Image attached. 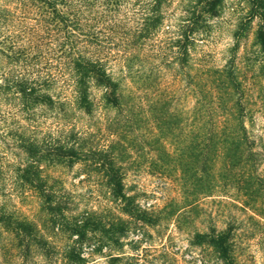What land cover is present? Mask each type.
<instances>
[{
	"label": "rangeland",
	"instance_id": "obj_1",
	"mask_svg": "<svg viewBox=\"0 0 264 264\" xmlns=\"http://www.w3.org/2000/svg\"><path fill=\"white\" fill-rule=\"evenodd\" d=\"M196 1L161 0L159 23L147 32L151 0L58 2L56 10L82 33L100 32L93 42L70 22L54 23L42 0H0V51L25 56L0 54V68L49 74V93L65 103L61 113L38 106L26 119L14 95L0 94V203L20 217L44 219L37 192L20 187L13 171L25 161L19 133L85 137L83 147L96 156L71 167L40 164L65 219L51 239L58 248L77 238L70 240L65 227L86 218L84 237L74 244L83 264H264V53L254 39L257 19L235 37L249 2L220 0L206 27L191 35L182 64L176 41ZM68 44L103 61L129 111L103 108L95 88L92 113L75 109ZM163 102L173 115L170 133L159 128L168 116ZM109 167L119 169V196L107 183ZM219 234L226 257L212 242ZM5 255L0 264H69L59 255L24 261Z\"/></svg>",
	"mask_w": 264,
	"mask_h": 264
},
{
	"label": "trees",
	"instance_id": "obj_2",
	"mask_svg": "<svg viewBox=\"0 0 264 264\" xmlns=\"http://www.w3.org/2000/svg\"><path fill=\"white\" fill-rule=\"evenodd\" d=\"M63 0H42L46 4L49 12L52 14V21L61 25H66L70 22L74 26V31H79L78 35L88 38L89 41H98L99 31L88 30L82 33V29L78 23L69 21L58 10L57 3L62 4ZM117 2L119 0H109ZM152 5L148 10L149 15L145 18L143 24V32L153 29L159 23V7L161 0H151ZM249 11L243 21H239L234 36L237 37L246 28L247 22L251 23L257 19L254 39L264 53V0H248ZM220 0H197L188 10L189 17L186 23L182 25L180 40L176 41L181 51V62L185 61L187 47L191 43V35L196 30L206 27L205 16L216 13L219 8ZM71 25V26H72ZM65 28V26H64ZM67 33V32H66ZM67 37H73L71 33H67ZM74 42V41H73ZM71 44V43H70ZM69 45V44H68ZM69 53L71 56V72L70 86L71 97L75 109L89 115L94 110V105L91 100V88L100 91V99L102 107L113 109L118 114L123 111H129L132 107L128 100H124L120 82L112 77V74L105 67L101 59H92L76 50L75 45H69ZM11 53V55H10ZM4 55L6 58H25L21 51L12 55ZM130 71V69H128ZM127 71V72H128ZM12 73L0 68V94H12L19 100L20 111L25 114L26 119H29L32 111L38 106H44L48 109L58 108L61 113L65 103L57 100L49 93L53 85V77L49 74L40 75L36 73ZM168 103L161 105V111L164 115L168 114ZM131 107V108H130ZM172 114L164 117V121L160 122V132L168 130L172 131L174 122L169 119ZM176 123V122H175ZM176 128V127H175ZM163 130V131H162ZM19 147L25 154V161L22 164L16 165L14 173L20 187L27 186L33 189L39 196L38 207L44 213L42 222L37 223L25 217H20L14 212H11L4 204L0 203V252L8 255V251L14 252V257L17 256L24 261L27 257L40 255L45 259H52L56 255L63 257L69 264H83V258L80 256V251L74 247L75 243H79L84 237L86 229V218L73 220L70 225L65 228L68 233V238L71 240L75 234L76 239L71 240L73 245H65L58 248L55 240L52 237L60 232V228L64 225V217L59 213V204L52 191L51 186H46L41 180V163L48 162L52 165L71 167L77 160H84L88 157L96 156L97 151L85 149L82 143H87L85 137H80L73 131H67L66 134L56 136L47 140H37L34 137L26 136L19 133L16 137ZM44 143V144H39ZM119 169L109 167L107 172L109 177L107 183L110 185V190L116 196L121 194L122 184L121 177L118 174ZM107 176V175H106ZM4 235H8L10 239L5 244L1 243ZM54 238V237H53ZM223 234L212 237V242L217 246L223 257H226V248L223 245Z\"/></svg>",
	"mask_w": 264,
	"mask_h": 264
}]
</instances>
